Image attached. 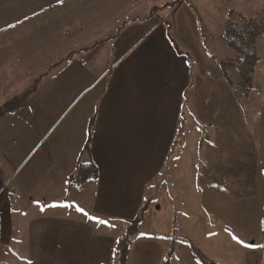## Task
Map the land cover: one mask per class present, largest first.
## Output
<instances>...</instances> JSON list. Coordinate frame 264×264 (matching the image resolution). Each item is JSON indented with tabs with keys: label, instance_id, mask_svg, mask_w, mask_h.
I'll return each mask as SVG.
<instances>
[{
	"label": "crops",
	"instance_id": "crops-1",
	"mask_svg": "<svg viewBox=\"0 0 264 264\" xmlns=\"http://www.w3.org/2000/svg\"><path fill=\"white\" fill-rule=\"evenodd\" d=\"M166 3L0 0V103L88 47L0 119V264H118L115 241L144 202L126 264H160L173 240L169 264H200L185 239L218 264H264V34L251 45L260 59L248 96H235L238 76L230 83L212 59L210 104L194 93L184 105L197 65L188 42L204 47L205 32L213 57L234 58L224 21L264 22V0L250 16L233 2L197 0L184 44L167 28L180 5L170 16ZM79 155L98 177L75 186Z\"/></svg>",
	"mask_w": 264,
	"mask_h": 264
},
{
	"label": "trees",
	"instance_id": "trees-1",
	"mask_svg": "<svg viewBox=\"0 0 264 264\" xmlns=\"http://www.w3.org/2000/svg\"><path fill=\"white\" fill-rule=\"evenodd\" d=\"M252 20L253 18L247 19L242 16H237V20H231L227 18L224 21L223 36L225 43L236 52V56L232 59L225 58L219 60V63L223 70H226L227 66H233L234 68H236L238 73V80L236 84L245 96H248L251 92L255 69L260 59L258 54L251 48V45L255 37L264 34L263 26L252 22ZM125 22L126 19L118 21V23L116 24L115 33L111 36L116 35V33L120 31ZM237 22H243V24L237 25ZM167 28L168 30H170L169 24H167ZM169 40L176 53L183 54V51L179 49L177 44L172 40L170 36ZM87 48L88 47L84 46L67 51L65 54L57 58L52 64L47 66L44 71L37 74L33 78L32 83L26 89L16 95H12L3 100L0 103V119L21 107L27 100V98H29L31 94L37 89L40 82L48 75L51 68L61 64L62 62L70 60L77 53ZM93 122V118H91L87 126V135L85 141L80 150L81 153H89L90 151V139ZM97 177L98 168L96 164L92 160H89L87 162L82 161L79 155V157L75 161L73 170L68 175V182L69 184H73L75 186H81L87 180H95ZM147 204V202H144L141 205L138 214L129 221V234H127L126 236L118 237L115 241L114 250L118 264H126L127 254L129 246L132 242L133 233L136 230L137 225L143 218ZM185 242L188 244L200 264H218L217 261L206 256L189 239H185ZM174 251L175 241L173 240L170 248L165 252V255L160 264H169L170 258L173 255Z\"/></svg>",
	"mask_w": 264,
	"mask_h": 264
},
{
	"label": "rangeland",
	"instance_id": "rangeland-1",
	"mask_svg": "<svg viewBox=\"0 0 264 264\" xmlns=\"http://www.w3.org/2000/svg\"><path fill=\"white\" fill-rule=\"evenodd\" d=\"M221 1H225V2L229 1V3L233 2V7H243L242 14H244L245 16H250V15L255 14L257 6L254 7V5L257 4L260 7L263 6V0H221ZM166 2L168 3L167 7H169V9H167V10H170V13H169L170 16H172L171 11L175 10L180 5V9H179L177 17H176L175 26H174V22L172 21V19H170L171 21L169 23V25H170L169 31L170 32L174 31V29L176 28V30H175L176 36H177V38H179L181 40V42H182L181 44H184V41L182 38V33L185 34L187 37L189 36V32L186 28V26H187L186 18L187 17H185V15L188 16L189 12L190 13L194 12L193 6H195L197 0H166ZM250 7H251V9H249ZM166 12H164V13H166ZM253 20H252V22L257 23L259 25H262L264 28V22L263 21L261 22V21L255 20V19H253ZM242 24H243V22H237V25H242ZM244 24H245V22H244ZM207 35L208 34L204 32V34H203L204 47L201 46V41H198V39H195V40H191V42L190 41L188 42V46H189L188 50L189 51L185 50V53L187 54L188 57L196 58L197 65H195V66L193 65L191 67V70L189 73L190 83H192V84L190 86L189 91L187 92V94L185 96L184 105L186 104L187 99L189 97L191 98L194 95V93H195V98L199 97V99H200L199 103L202 105H203V103L206 106L209 105L211 98H212V91L210 89L209 82L211 81L212 78H214L216 73L219 74V69L217 68V66L215 64H213L212 61L214 60L216 63H218V65H219V61H218V58L213 57V54L211 53V50H210L211 44L209 42ZM173 37H174V35H173ZM178 44H180V43L178 42ZM225 47H228V46H225ZM226 49H228V54H234L235 53V51L232 50L231 48H226ZM226 56H229V55H226ZM190 64H192V62L189 63V68H190ZM220 70H221V73L223 74V76L225 78L229 79L230 83L232 82L231 81L232 79H235L238 76L236 68L223 70L221 67ZM195 80H197V83ZM196 84H201L203 87H196ZM235 85H237V84H235ZM241 93H242V91L239 92V88L235 89V96L238 97L239 99H242L244 96V94L242 93V95H243L242 96ZM197 108H200V107L197 106ZM194 111H196V109H194ZM152 203H154V202H152ZM151 219H152V217L150 216V214H148L146 216V221L149 222ZM115 256H116V254H115Z\"/></svg>",
	"mask_w": 264,
	"mask_h": 264
},
{
	"label": "snow or ice",
	"instance_id": "snow-or-ice-1",
	"mask_svg": "<svg viewBox=\"0 0 264 264\" xmlns=\"http://www.w3.org/2000/svg\"><path fill=\"white\" fill-rule=\"evenodd\" d=\"M101 223H104L103 221H101ZM233 239H237L236 237H233ZM238 242H241L242 243V241H238Z\"/></svg>",
	"mask_w": 264,
	"mask_h": 264
},
{
	"label": "water",
	"instance_id": "water-1",
	"mask_svg": "<svg viewBox=\"0 0 264 264\" xmlns=\"http://www.w3.org/2000/svg\"><path fill=\"white\" fill-rule=\"evenodd\" d=\"M193 64H190V68L192 67Z\"/></svg>",
	"mask_w": 264,
	"mask_h": 264
}]
</instances>
